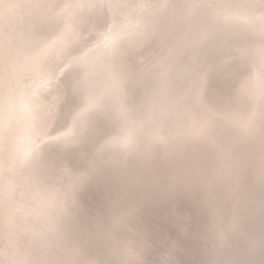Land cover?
<instances>
[{"label":"bare ground","instance_id":"obj_1","mask_svg":"<svg viewBox=\"0 0 264 264\" xmlns=\"http://www.w3.org/2000/svg\"><path fill=\"white\" fill-rule=\"evenodd\" d=\"M0 264H264V0H0Z\"/></svg>","mask_w":264,"mask_h":264}]
</instances>
